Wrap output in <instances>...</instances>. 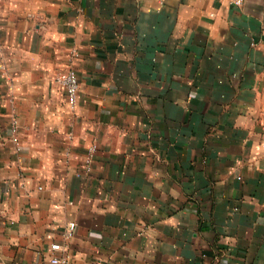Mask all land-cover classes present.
<instances>
[{"label":"crops","instance_id":"0c3cea01","mask_svg":"<svg viewBox=\"0 0 264 264\" xmlns=\"http://www.w3.org/2000/svg\"><path fill=\"white\" fill-rule=\"evenodd\" d=\"M54 257L264 264V0H0V264Z\"/></svg>","mask_w":264,"mask_h":264},{"label":"built area","instance_id":"2783aa9c","mask_svg":"<svg viewBox=\"0 0 264 264\" xmlns=\"http://www.w3.org/2000/svg\"><path fill=\"white\" fill-rule=\"evenodd\" d=\"M230 1L234 6L237 7L243 5V3L245 2V0H230ZM56 79L64 87L70 102L74 105L77 101V97L80 91V81L76 69L74 67H70L65 70H62L58 73ZM75 226H76L75 222H71L68 225L66 231L68 237L73 235ZM53 261L58 264H68V259L65 257L64 258L54 257Z\"/></svg>","mask_w":264,"mask_h":264}]
</instances>
